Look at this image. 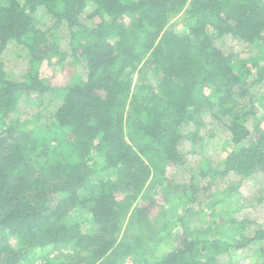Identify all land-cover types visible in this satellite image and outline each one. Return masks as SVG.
I'll use <instances>...</instances> for the list:
<instances>
[{
    "label": "trees",
    "instance_id": "trees-1",
    "mask_svg": "<svg viewBox=\"0 0 264 264\" xmlns=\"http://www.w3.org/2000/svg\"><path fill=\"white\" fill-rule=\"evenodd\" d=\"M54 58L81 68L63 87ZM260 100L264 0H0V264H264Z\"/></svg>",
    "mask_w": 264,
    "mask_h": 264
},
{
    "label": "rangeland",
    "instance_id": "rangeland-1",
    "mask_svg": "<svg viewBox=\"0 0 264 264\" xmlns=\"http://www.w3.org/2000/svg\"><path fill=\"white\" fill-rule=\"evenodd\" d=\"M38 19L41 21L43 25H49L51 23L50 17L46 15L42 10L39 12ZM177 19L178 18H175L172 21V23H176L179 28H182V23L178 22ZM57 37H58L57 39L60 45V49L62 51H70L69 49L70 34H69V30L65 26H62L58 30ZM67 59H70V58L68 57ZM57 60L58 58H54L52 60V63L44 62V64L42 65L40 69V72L43 77L50 79V81L52 82L54 86L63 87L69 83L75 71L81 68L79 66L75 67L71 63L68 64L67 62L64 64H56L55 61ZM2 61L4 62L5 68L9 76L13 80L21 79L23 75L25 74V72L27 71L28 66H29V58L27 56L25 47L15 42H11L7 46L6 50L2 54ZM60 102H61V98H55V100L50 102L47 109H44V110L42 109L44 114L48 117L50 113H52L56 109V107L60 104ZM258 105H259L260 113L263 114L264 113V100L263 101L260 100ZM37 110L38 108L34 106V104L26 105L25 103L24 104L22 103L21 111L23 112L24 115H29V114L31 115L33 113H36ZM24 117H27V116H24ZM45 120H49V118H46ZM218 136H220V133L218 134ZM217 141L218 139H216L214 143H217L219 145V148L220 150H222L223 156H224L225 153L229 151L230 147L226 146V144H224L223 141H221L220 143H218ZM187 157L189 159L193 158L192 155L190 154H188ZM169 174L171 178H174V177L176 178L180 176V174H176L175 169H170ZM229 179L232 180L231 178ZM229 179H227L225 183L230 182ZM150 190L156 191V192L159 191L160 192L159 194L164 196V198H166L168 201L174 200L173 199L174 195L172 191L170 189H166V187L164 186L152 187ZM246 192H248V190H246ZM158 198H159V202L161 203L162 202L161 197L158 196ZM211 205L212 204L209 205L208 207L209 209L207 208L209 211H210ZM157 215L158 213L156 212L152 216V220H155ZM124 231L131 238L133 234H136V227L133 223L131 224V221H127L124 225ZM13 244L17 246L15 239H13ZM72 252H73V248L70 246L56 247V248L53 246H50L43 250L40 249L38 250V257H37L36 264H44V259L46 256L55 257L59 255H67ZM241 259L242 260L240 264H249V261L246 258L243 257Z\"/></svg>",
    "mask_w": 264,
    "mask_h": 264
}]
</instances>
